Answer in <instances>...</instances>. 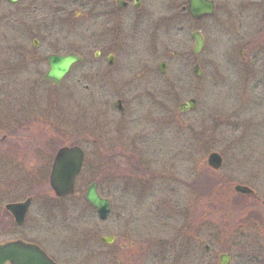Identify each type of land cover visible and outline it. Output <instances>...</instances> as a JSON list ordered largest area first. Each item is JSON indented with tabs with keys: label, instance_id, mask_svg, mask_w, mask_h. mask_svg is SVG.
<instances>
[{
	"label": "rangeland",
	"instance_id": "obj_1",
	"mask_svg": "<svg viewBox=\"0 0 264 264\" xmlns=\"http://www.w3.org/2000/svg\"><path fill=\"white\" fill-rule=\"evenodd\" d=\"M217 3L218 12L201 24L186 21L179 9L172 11L165 37L169 50L167 62L171 63L167 72L168 91L160 94L162 91L158 90L153 95L148 90H127L122 99L125 110L120 112L116 107L118 97L107 87H92L89 91L54 90L42 87L41 82L39 87L29 90L31 81L22 79L24 87L15 79L17 72L13 64L27 46L22 31L24 2L11 4L0 0V70L3 72L0 101L16 106L28 100L41 101L45 104L43 114L57 128L45 130L53 138L58 136L55 138L58 145L77 139L86 154L74 196L57 200L59 204L55 205V197L46 185L43 198H34L22 227L15 225L6 205L27 199L33 192L28 180L32 181L34 176L3 166L0 159V243L28 238L54 249H65L64 238L76 244L87 234L91 244L101 249V237L116 229L102 223L84 200L87 186L97 182L101 195L113 201V217L122 213L124 227L152 231V236L163 239L162 243L179 237L174 232L188 233L187 245L181 249L171 250L175 241L167 248L161 242L138 246L136 251L140 256L133 264H209L203 247L195 240L200 204L210 211L214 202L221 230L231 216L243 219L244 205L255 202L251 198H228L237 194L229 186L218 185V188L211 174L201 184L193 171L197 164L206 163L209 153H219L225 163L219 175L225 177L234 166L238 173L243 170L251 179L256 177L251 188L261 197L260 202L264 201V46L247 39V0H217ZM159 12L157 9V15ZM197 29L205 36L206 57H214L217 66L203 70L201 81L196 79L190 64L192 33ZM163 39L164 28H161L152 47L156 54H162L158 49L163 46ZM46 40L34 49L44 58L54 51ZM127 45L133 46V38ZM242 52L249 55L245 57ZM179 54L182 55L180 71L175 61ZM161 60L162 57L157 65ZM6 62L11 66L5 71ZM46 71L44 63L43 73ZM78 72V69L73 72L70 81H76ZM5 83L8 85L3 90ZM192 98L197 101L196 109L180 112L179 106ZM47 104L50 106L46 107ZM84 134L89 136L88 141L81 140ZM9 145L11 154L20 148L13 137L0 144V148ZM234 182L239 184L238 180ZM106 225L111 229L106 230ZM69 229L75 232L70 235ZM146 239L149 238L145 236L143 240ZM240 240L241 236L235 235L232 264L264 259L263 235L247 230V243ZM217 251L220 252V247L216 245Z\"/></svg>",
	"mask_w": 264,
	"mask_h": 264
},
{
	"label": "flooded vegetation",
	"instance_id": "obj_2",
	"mask_svg": "<svg viewBox=\"0 0 264 264\" xmlns=\"http://www.w3.org/2000/svg\"><path fill=\"white\" fill-rule=\"evenodd\" d=\"M21 1L24 2L21 9L22 31L23 35L26 36L27 46H24L25 50L21 51L20 57L13 64L17 72L15 79L21 81L24 87L25 82L22 79L31 81L29 90L39 87L41 82L42 87L48 86L54 90L80 89L89 91L92 87H107L108 90L113 91L115 98L118 97L116 107L120 112L125 110L122 99L126 97L127 90H148L153 95L158 90L162 91L160 94L168 91L170 83L167 79V72L171 63L170 61L167 62L169 50L165 46V37L166 28L170 25L172 11L179 9L186 21L192 24H201L212 18L220 8L217 0H208L214 5L213 14L202 19H195L189 12L190 0H180L178 3L175 0ZM157 9L161 11L158 15ZM247 27L249 28L247 32L248 41H257L259 46H264V0H247ZM161 28H164V39L162 41L163 46H160L158 51L162 54H156L152 47H155L156 38L159 37ZM196 32L201 34L204 41L203 49L197 55L194 54L195 41L193 38ZM43 33L46 35L43 36ZM131 38H133L132 47L127 45ZM192 38L194 46L190 56V64H193V73L196 79L201 81L203 70L207 68L213 70L217 67H215L216 60L214 57H210L211 55L206 57L207 44L201 30H195L192 33ZM31 39L33 40L31 41ZM44 39H47L46 41L50 42L54 48V51L45 58L37 50H34L40 47ZM72 54L76 55L79 61L71 66L60 83L55 84L45 79L50 69L48 63L50 56L67 57ZM242 55L247 57L249 54L242 52ZM132 57L133 60H131ZM161 57L162 60L157 65V60ZM181 57L182 55L179 54L175 58V61L178 62L179 71L182 65ZM44 63L47 66L45 73H43ZM4 65H8V63L6 62ZM10 66L11 64L3 67V69L6 71ZM77 69L79 72L76 81H70L69 78ZM197 71L199 75H197ZM2 73L0 70V74ZM130 77H134V79L129 80ZM98 79L100 81L97 82ZM9 84H11L10 81ZM7 85L8 83L2 85L4 86L3 90L7 88ZM5 103L8 101H0V134H3L0 137V144H5L8 138L13 137L20 148H16V151L11 154L10 145L1 147L0 159L3 166L13 167L20 171L24 170L27 174L34 176L32 181L28 180L33 186V192L26 197L32 199L31 205L34 198H43V187L46 185L49 192L55 197L53 198L56 202L55 205L59 204L57 200L64 201L74 196L57 197L50 187V175L60 149L80 146V141L72 138L69 140L70 142L58 145L60 143L55 140L58 136L55 135L56 137L53 138L45 130V128H49L56 131L57 128L49 121L48 116L43 114L45 104L42 105L41 101L37 99L28 100L17 106L16 104L11 105L10 102ZM181 105L179 106L180 112ZM49 106L46 105V107ZM196 106L197 101L194 110ZM164 107L166 108L165 105ZM70 133L75 136L73 130ZM63 136L70 139L65 132H63ZM81 140L88 141L89 136L84 134ZM213 153L217 152L209 153L206 163L197 164L196 168L193 169L198 182L204 184L205 177L211 174L212 182L217 187L218 185L229 186V189L232 188L237 194L228 195V198H251L256 203L250 204V206L245 204L244 218L236 219L235 216H231L228 218L229 223L225 221L221 230L217 216H215L217 212L214 211V202L210 211L204 210V205L201 204L198 208L199 229L195 238L196 243L200 248L203 247L204 253L209 258V264H221V256H228V264H232L235 235H240V242L245 239L246 243L247 230L254 231L255 234L264 237V201L260 202L261 197L257 196L255 189L251 188L252 183L257 181L256 177L251 179L243 170L238 173L234 166H232L233 170L225 177L219 175L225 164L219 153L223 160L221 167L218 170L210 167L208 160ZM14 156L19 158H14ZM85 161L86 154L84 151L83 167ZM43 170L49 173L43 174ZM235 180H238L239 184H235ZM236 186L247 187L252 190V193H237L235 191ZM105 199L109 201L110 211L107 217L101 221L110 224L116 230L109 236L101 237L100 240L103 244L101 249L97 248V245L91 244V237L86 236L87 234L76 244L71 243V241L68 242L69 239L64 238L63 247L65 249L48 247L47 244L45 245L39 240L28 238L21 240L36 244L54 264H133L140 256L139 252L136 251L137 247L144 246L145 243L158 245L160 244L158 242H161L167 248L171 247L172 242L175 241L171 250L177 247L179 249L186 247L187 232H174L173 234L176 233L179 237L172 235L171 237H174L171 242L162 243L163 239L160 238V241L152 236L154 235L152 231L145 229L139 231L138 228L132 230L129 227H124L122 213L118 212V216L113 217V201L110 198ZM92 209L98 214L96 209ZM242 212L239 213L241 214L240 217ZM77 223L81 222L77 221ZM107 229L110 230L111 228L106 225ZM74 230L69 229L67 233L71 235ZM145 236L149 238L146 241L143 240ZM71 238L73 239V236ZM104 238L106 242L103 241ZM221 243L223 244L220 245ZM216 245L220 247L219 253L218 251L215 252ZM247 264H264V259L247 260Z\"/></svg>",
	"mask_w": 264,
	"mask_h": 264
},
{
	"label": "water",
	"instance_id": "obj_3",
	"mask_svg": "<svg viewBox=\"0 0 264 264\" xmlns=\"http://www.w3.org/2000/svg\"><path fill=\"white\" fill-rule=\"evenodd\" d=\"M17 2L18 0H10ZM189 12L195 19H202L211 16L214 12V5L208 0H190ZM195 39L194 54L197 55L203 48L204 42L201 34L196 32L193 35ZM76 55L67 57L50 56L48 63L50 69L45 79L52 83L58 84L61 79L69 72L71 66L78 62ZM197 75L199 72L197 71ZM195 108V100L191 99L188 103L181 105V111L193 110ZM84 153L81 148L64 147L58 152L52 173L50 176V184L58 197H66L75 192V183L81 172L83 165ZM208 163L210 167L218 170L223 160L217 153L210 155ZM235 190L241 194H251L252 190L244 186H236ZM86 201L95 208L101 218H106L109 211V201L104 199L98 192V184L92 183L88 186L85 193ZM31 204V199L23 203L8 204L6 209L10 212L19 226L23 225ZM103 241L106 242L104 238ZM0 264H54L47 255L34 244H28L18 241H11L0 244ZM221 264H228V256H221Z\"/></svg>",
	"mask_w": 264,
	"mask_h": 264
}]
</instances>
